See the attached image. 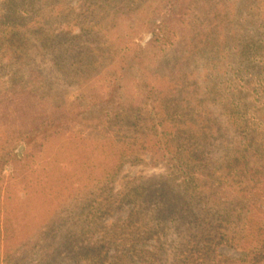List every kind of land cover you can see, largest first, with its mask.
I'll use <instances>...</instances> for the list:
<instances>
[{"label": "rangeland", "instance_id": "374dc122", "mask_svg": "<svg viewBox=\"0 0 264 264\" xmlns=\"http://www.w3.org/2000/svg\"><path fill=\"white\" fill-rule=\"evenodd\" d=\"M110 1L122 10L116 26H95L102 15L97 3ZM161 1L165 0H0V113L5 100L19 98L11 96L19 91L57 104L73 101L83 88L84 93L101 88L102 81L86 80L92 61L106 65L110 51L123 49L129 41L134 47L143 46L152 36L144 16L151 10L159 12ZM185 1L187 14L177 30L181 39L177 55L194 46L185 58L183 74L202 88L191 104L209 91L207 108L226 126L219 102L226 84L249 82L257 89L252 97L259 93L263 101L264 51L259 52L257 42L264 39V0ZM12 3L23 10L22 17L4 21ZM10 27L18 29V37L11 38ZM101 48L110 49L103 60ZM86 62L89 66H84ZM150 75L144 68L126 70L113 101L105 105L109 115L106 110L90 112L67 130L51 128L23 136L18 129L25 113L14 115L11 107L5 118L0 117V264H146L140 249L152 250L158 243L167 250L168 259L175 254L177 234L185 225L171 222L165 236L148 230L149 218L156 220L168 211L165 207L176 206L180 193L174 184L180 173L162 160L154 161L150 144L126 142L145 127L149 110L160 115L185 108L186 103L178 100L160 106L147 97L141 83H147ZM182 91L181 85L175 95ZM110 110L126 111L127 116L112 120ZM134 115L140 116L139 125L130 130L127 125ZM222 131L211 149L215 158L239 142L232 125ZM136 185L142 186L143 198L133 201ZM156 190L165 203L162 210L159 199L149 200ZM131 245L135 249H129ZM218 252L240 256V250L224 245Z\"/></svg>", "mask_w": 264, "mask_h": 264}, {"label": "trees", "instance_id": "16d2710c", "mask_svg": "<svg viewBox=\"0 0 264 264\" xmlns=\"http://www.w3.org/2000/svg\"><path fill=\"white\" fill-rule=\"evenodd\" d=\"M186 2L161 1V6L156 7L159 12L152 13L154 10H151L144 16L152 36L143 46L137 44L134 47L129 41L131 48L129 45L123 49L115 48L113 53L108 48L100 49L102 60L105 55L111 54L110 60L106 65L92 61L91 73L85 77L89 83L102 81L101 88L86 89V93L83 88L82 94L73 101L57 104L42 102L28 91H19L11 95L18 94L19 98L5 100L6 106L0 117L5 118L11 107L14 115L21 117L25 113L18 129L23 136L45 133L51 128L67 130L81 121L83 115L106 110L105 105L113 101L116 84L126 70H150L147 83H141L147 97L152 96L160 106L169 101L176 104L178 100L186 103L185 108L183 112L174 108L172 112L164 111L160 115L149 110L145 127L126 142L131 146L135 143L143 147L150 144L148 150L154 151V161L162 160L171 170L180 173V180L174 184L178 187L177 193H180L174 208L165 207L158 190L152 197L149 196V200L159 199H156L161 206L158 210L165 207L168 211L160 218L158 215L156 220L149 218L152 225L148 232L165 236L166 228L174 221L186 227L179 229V241L174 247L173 257L168 259L167 250L162 243H158L152 250L146 247L140 249L146 254L144 261L146 264H264V96L263 101L259 100V93L253 98L257 89L250 87L249 82L243 85L226 84L221 89L223 99L219 101L220 110L226 114V126L220 124L207 108L206 103L211 96L209 91L203 93L202 99L196 100L192 106L194 96L202 88L186 79L183 68L185 58L188 53H193L194 46L190 45L189 52L177 55V44L181 40L177 30L185 21ZM102 3H97L102 15L94 21L95 26L104 28L109 23L115 27L117 18L122 15L121 7L113 1ZM22 12L12 3L7 6L3 19L20 18ZM18 32V29L10 27L11 38L18 37ZM257 43L259 52H263L264 39L260 38ZM156 47L159 50L155 51ZM90 62L84 63V66H89ZM75 66L80 67L77 63ZM181 85L184 91L176 96L175 92ZM210 89L215 92V83ZM260 92L264 93V88ZM212 100L215 102L213 97ZM41 106L43 109H38ZM123 114L127 116L126 111L121 114L112 111V120L119 119ZM105 115H109L107 110ZM138 117L134 115L127 125L128 129L139 125ZM228 124L238 131L239 142L227 146L223 154L215 158L211 149L215 146L216 137L225 131L222 130ZM5 154L4 157L8 158L9 155ZM141 187H132L133 201L143 198ZM157 207L158 203L154 209ZM154 213L155 210L149 215ZM229 227L235 229L231 231ZM223 245L240 250V256L233 258L218 252ZM129 249L135 248L131 245Z\"/></svg>", "mask_w": 264, "mask_h": 264}]
</instances>
